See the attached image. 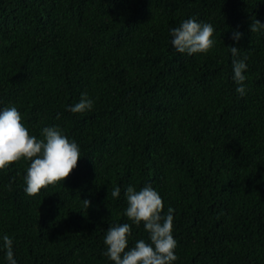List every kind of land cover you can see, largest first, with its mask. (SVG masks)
<instances>
[{"label": "trees", "instance_id": "16d2710c", "mask_svg": "<svg viewBox=\"0 0 264 264\" xmlns=\"http://www.w3.org/2000/svg\"><path fill=\"white\" fill-rule=\"evenodd\" d=\"M190 16L215 28L205 53L171 44L169 28ZM255 19L264 23V0H0V107L15 104L37 137L59 125L81 154L62 182L32 195L28 161L0 169V232L13 237L18 264H112L104 234L131 224L129 183H151L162 211L174 209L173 264H264V32L250 31ZM237 29L244 96L232 80ZM81 92L93 108L73 113ZM141 238L133 225L129 246Z\"/></svg>", "mask_w": 264, "mask_h": 264}, {"label": "clouds", "instance_id": "9594fccd", "mask_svg": "<svg viewBox=\"0 0 264 264\" xmlns=\"http://www.w3.org/2000/svg\"><path fill=\"white\" fill-rule=\"evenodd\" d=\"M251 32H264V23L251 20ZM215 28L207 21L194 17L183 19L178 26L169 28L171 44L177 53L193 55L205 53L215 44ZM234 44L231 53L232 80L235 92L246 94L247 56L243 55L235 42L243 35L238 29L232 32ZM94 99L87 92H81L79 100L68 109L73 113H83L93 108ZM81 156L80 147L74 138H69L59 125H46L37 137L29 132L22 122V116L15 104L0 107V169L23 158L28 161L24 171V192L32 195L49 184L62 182L63 178L76 167ZM121 186L112 189L111 195L119 197ZM126 206L123 215L131 221L108 225L104 234L103 255L112 264H173L177 259V240L173 235V212L169 206L162 211L161 194L145 183L139 189L129 183L124 187ZM86 211L90 206L88 198L81 199ZM143 226L148 239H136L132 246V226ZM0 250L4 252L6 264H18L14 252L13 237L0 232Z\"/></svg>", "mask_w": 264, "mask_h": 264}]
</instances>
